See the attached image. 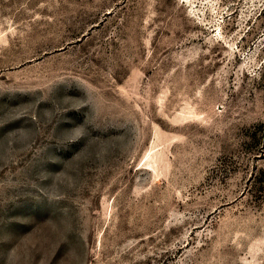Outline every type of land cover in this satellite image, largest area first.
<instances>
[{
  "label": "rangeland",
  "instance_id": "1",
  "mask_svg": "<svg viewBox=\"0 0 264 264\" xmlns=\"http://www.w3.org/2000/svg\"><path fill=\"white\" fill-rule=\"evenodd\" d=\"M0 264H264V0H0Z\"/></svg>",
  "mask_w": 264,
  "mask_h": 264
}]
</instances>
